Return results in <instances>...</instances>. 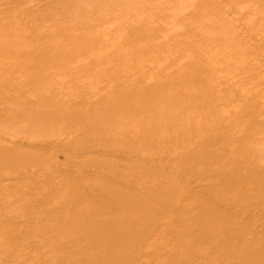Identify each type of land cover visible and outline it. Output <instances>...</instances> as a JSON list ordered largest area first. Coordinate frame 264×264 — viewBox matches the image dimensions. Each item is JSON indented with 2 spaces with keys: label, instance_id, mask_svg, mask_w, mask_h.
<instances>
[{
  "label": "bare ground",
  "instance_id": "1",
  "mask_svg": "<svg viewBox=\"0 0 264 264\" xmlns=\"http://www.w3.org/2000/svg\"><path fill=\"white\" fill-rule=\"evenodd\" d=\"M6 2H0V264H264V214L247 208L244 192L181 180L197 156L187 140L192 134L203 144L218 140L223 160L264 140V98L256 100L264 93V0H138L135 12L115 0H58L59 9L48 12L43 0ZM163 23L166 33L158 34ZM79 31L85 33L78 40ZM70 37L77 41L69 48ZM126 46L128 57L151 63L114 59L109 48ZM59 64L72 75L67 88L83 80L88 91L67 90L52 104L32 98L66 77L52 71ZM142 73L150 81L133 85ZM237 91L247 101L237 100ZM112 109L117 117L105 114ZM233 135L240 140L230 147ZM43 145L54 155L28 149ZM212 147L203 149L210 160ZM92 151L114 158L99 165L75 160ZM165 154L178 164L168 166ZM237 164L257 173L249 162ZM72 170L77 177L69 180Z\"/></svg>",
  "mask_w": 264,
  "mask_h": 264
},
{
  "label": "rangeland",
  "instance_id": "2",
  "mask_svg": "<svg viewBox=\"0 0 264 264\" xmlns=\"http://www.w3.org/2000/svg\"><path fill=\"white\" fill-rule=\"evenodd\" d=\"M6 1H9V3H11V2H15L16 3L17 2L16 4H18V1L19 0H0V2L3 3V4H7L8 2H6ZM20 1L22 2L23 0H20ZM25 1H26L27 5H28V1L31 3V4H29V6H31L32 4H35V3L38 2V0H36V2H35V0H31V1L30 0H28V1L25 0ZM25 1H24V5L27 6L26 3H25ZM32 1H34V2H32ZM43 1H45V2L47 1L46 3H49L50 4V5L49 4L47 5V8L44 10V12L45 11L48 12V11L53 10V6L52 5H55L58 9L60 7V5L58 4V0L57 1L56 0H43ZM135 1L138 2V0H134V2H133V0H131V1L130 0H128V1L127 0H115V5L118 6V4H119V7L121 5H123L124 6V10H127L129 12H135V11H139L140 10V8H139L140 3H135ZM21 2H19V4H21ZM150 3H153V2H150ZM24 5L21 4L22 7ZM106 5L109 6V4H106ZM48 6H50L52 9L49 8ZM55 6H54V8H56ZM22 7H19V9H22ZM143 12L144 11L142 10V13ZM58 13H60V12H58ZM146 13L147 12H144V14H146ZM80 16L83 17V15H80ZM129 16L132 17V18L130 20H128V21H131L132 19L134 20V16L133 15H129ZM96 19L99 20L98 17ZM55 21H47V20H45V22H47V23L43 22V24H46V25L47 24H55L56 23ZM132 23L133 22H127L125 24V26L130 27L132 25ZM166 28H167L166 25H164V23H163V24H160L156 28V31H158L157 32L158 34H164V33H166ZM162 30H163V32H162ZM55 31H57V25L55 26ZM84 33H85L84 31H79V32L74 33L75 39L77 38L79 40L81 37L83 38L84 37ZM72 38L73 37H70L69 41L66 40L64 42L65 45H67L69 48H70V46L72 47L73 45H75L76 44L75 41H77L74 38L73 39ZM103 40L108 41L105 37H103L101 39V43L102 44L105 43V41H103ZM73 41H74L75 44L73 43ZM137 42H138L139 45H142V46H143V43L146 44V45H148V42H146L143 39H141L140 41H137ZM140 42H142V43L140 44ZM72 43H73V45H72ZM126 47L124 48V50L122 49V51L121 50L119 51L118 49H112V47L109 48V49L111 50V53H112V50L113 51H116V52H114V54L116 56V57H114V59L115 58H118V57L127 58V59L131 60V63L130 62L129 63L132 64L133 66H140V65L141 66H144V65H147V64L151 63L149 61V58H147L145 56L136 57V55L135 56L134 55H129V57H128V54L131 53L132 49H131L130 46H126ZM46 54L48 55L49 52L47 51ZM71 64L69 66V69L72 67V65H74V64H72V65ZM155 65L157 67V64L156 63L153 64L154 67H155ZM57 68H58V71H57ZM55 70L58 73L59 72L62 73L63 70L65 72L66 69L61 68V65L59 64L56 68L54 67L52 69L53 72H56ZM64 72H63V74H65ZM166 73H167V70H166ZM69 74H70V72L68 71V74L66 73L65 76L66 75H69ZM104 74H105L104 75L105 77H109L111 79L113 78L111 72H108V73L107 72H104ZM66 78H67V76L66 77H62V78H58L56 80V82L51 83L50 85H48L47 87H45L42 91H32V94L31 93H29V94H31L30 96L32 98H34V99H42L43 98V99H45L46 102H50L52 104L54 101H56V99L58 97L61 96V93L62 92H65L67 90L70 91V89H71V92H79V93L80 92L86 93V91H88V89L85 86V85L88 84V82L86 83V81H83V80H82L83 82L80 81V85L77 84L76 86H72L71 88L70 87L67 88V83H69L67 80H70L72 78V75H69L68 78H67V80H65ZM97 78L103 79L102 75H98ZM137 78H133L132 79V80H134L133 85L139 84L142 80H144L146 82H149L150 81L149 80L150 76H148L146 73L138 74L137 75ZM61 79H64V80H61ZM73 80L74 79L71 80V83L73 82ZM94 90H95V92H98L99 93L98 96H101L102 93H103L101 90H97V89H94ZM24 94H26V93H24ZM234 95H235V97H236L237 100H239L240 97L243 98V97L246 96L244 93H242L240 91H237ZM263 98H264V93L263 92H259L257 94V96H256V100L263 99ZM239 101H247V100H239ZM75 107L77 109H85L86 108V106L82 105L80 102H76L75 103ZM105 114L108 115V116H112V115L115 114L116 117L119 115V113L117 114L114 109L106 112ZM248 117H250V116L249 115H246V117H244L243 119L244 120H247ZM234 136H236V135L231 136V137H233L232 139H230L231 138L230 136L227 137V139H230L229 140V143H228V145L230 147L236 146L237 145V142L240 140V139L234 138ZM187 138H188L187 139L188 141L189 140H192V141L195 142V146L193 148V152H194L193 154L196 155V153H197V156L193 160V162L190 161V163L192 165H189L188 164V167L189 168L187 169V171H188V173L190 171V174H188V177L182 178L181 179L182 181H185L186 180V182L190 183L191 186L195 185V183H197L196 182L197 180L200 181V183L211 182L213 184L214 188H216V187L217 188L230 187L232 191L233 190H239L241 192H244V195H246V197H247L246 200L249 203L248 204L249 206L247 208L252 209L251 211H259L260 214H262V213L264 214V202L262 200L263 198L261 197V195H259V194H262L263 193V196H264V192H263L264 191V172L263 173H259V170H264V155H263V153H264V140L261 141L262 143H257V145L254 142L253 143H250V147H254V150L252 152H249L247 149H245L243 151H239L238 154H234V156L232 158L229 157V159L223 160L221 158V155H222V151L224 150V148H223L222 145H220V144L217 143L218 140H215V139H213L211 137H208L205 140L207 142L203 144L202 142H200L197 139V134L196 135L195 134H192L190 137L188 136ZM252 141L257 142L256 141V138H253ZM185 143H186V141H185ZM211 144L213 145L212 149H215V151H214V156L210 160V159H207L208 157L203 153L204 152L203 149L207 148ZM31 146H29L30 148L28 147V149L34 150V151H37V152H40L41 154H44L45 157L46 156H53L54 155V152L52 150H50L47 145H45V146L43 145L42 147H40L43 150H41L40 148L37 149L36 147H34V149H33ZM45 151H48V152H45ZM198 155H200L199 158H198ZM78 157L79 158L75 157V160H78V161L84 160L87 164H94V165H96V164L99 165V164H101L102 161H105V160L110 159V158H114L113 155L109 154L108 151H106V152H104V151H101V152H99V151H92V152H88L86 154V156H84V157H82V155L81 156H78ZM164 157H165V163L168 166L169 165H177L178 164V162L176 160H174L173 155H171V154H169V155L168 154H165ZM205 158L207 159V161L205 160ZM115 159H118V158H115ZM252 159H254V161ZM214 160H220V162L222 164L215 166V165H213V161ZM243 160L245 162H249L252 165L251 167L254 168L257 171V173L250 172L249 170H246L245 167H242V168L241 167H237V165H238L237 162L238 163L239 162H243ZM55 161L58 164L59 163L61 164L62 163V154L57 153L56 154V160ZM95 162H97V163H95ZM224 162H226V163L223 164ZM109 164L110 165H114V167H115L114 171L117 170V165L115 163L112 164V162H110ZM232 167H233L232 171H235V172H234V174L229 175V172H231V171H228V170H231ZM121 169H122L121 167L118 168V172L119 171L121 172L122 171ZM240 169H241V171H240ZM201 170L204 171L205 173L202 172ZM124 171L125 170H123V172ZM128 171H133L135 174H138L137 173V170H130L129 169ZM196 173H197V175H196ZM75 174H76V172H74V171L71 172V173L69 172V175L67 176V179H69V180L75 179V177H77ZM194 174H195V176H194ZM174 180H175V178L168 179V182H166L165 185L166 186H170L173 183ZM15 181L16 180L14 179L12 182H15ZM192 181H193V183H191ZM194 190H196V189H194ZM209 196H207V200L214 199V197H215L214 194H209ZM220 205H223L224 207H226L227 206V201L221 200Z\"/></svg>",
  "mask_w": 264,
  "mask_h": 264
}]
</instances>
